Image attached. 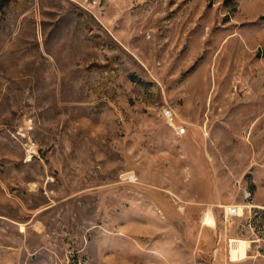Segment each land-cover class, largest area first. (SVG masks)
<instances>
[{
  "label": "rangeland",
  "instance_id": "rangeland-1",
  "mask_svg": "<svg viewBox=\"0 0 264 264\" xmlns=\"http://www.w3.org/2000/svg\"><path fill=\"white\" fill-rule=\"evenodd\" d=\"M0 264H264V0H0Z\"/></svg>",
  "mask_w": 264,
  "mask_h": 264
},
{
  "label": "built area",
  "instance_id": "built-area-1",
  "mask_svg": "<svg viewBox=\"0 0 264 264\" xmlns=\"http://www.w3.org/2000/svg\"><path fill=\"white\" fill-rule=\"evenodd\" d=\"M163 116L166 117L168 120H172L174 118L173 117V112L169 108H164V110H163ZM185 132H186V129L185 128H181V129L178 130V134L179 135H182ZM126 178L129 179V180H134L135 179V176L129 175ZM235 212H236L235 209H230L229 214L233 215V214H235Z\"/></svg>",
  "mask_w": 264,
  "mask_h": 264
},
{
  "label": "bare ground",
  "instance_id": "bare-ground-1",
  "mask_svg": "<svg viewBox=\"0 0 264 264\" xmlns=\"http://www.w3.org/2000/svg\"><path fill=\"white\" fill-rule=\"evenodd\" d=\"M232 242L238 243V250L233 249V251H232L233 255L236 256V253H239L241 258L247 257L249 243L244 241V240H232Z\"/></svg>",
  "mask_w": 264,
  "mask_h": 264
}]
</instances>
